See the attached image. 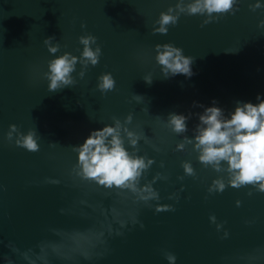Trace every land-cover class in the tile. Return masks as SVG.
<instances>
[{
	"label": "water",
	"instance_id": "obj_1",
	"mask_svg": "<svg viewBox=\"0 0 264 264\" xmlns=\"http://www.w3.org/2000/svg\"><path fill=\"white\" fill-rule=\"evenodd\" d=\"M252 2L239 0L234 12L206 24L199 14L181 13L167 33H158L151 30L153 21L175 0H0V264L9 258L28 264L22 252L62 239L53 229L86 232L101 222L113 228L94 249L103 255L65 259L49 250V264H169L165 251L176 255L175 264H264V191L249 194L252 186L244 185L208 192L221 173L204 167L191 145L176 149L182 134L164 124L171 111L191 113L184 133L191 136L201 105L215 100L227 113L237 100L264 96V25L258 24L264 7L253 10ZM88 32L101 47L98 63L80 77L77 62L76 83L49 90L43 73L48 58L59 53L48 51L44 37L54 36L60 52L79 55L78 36ZM165 41L193 57L191 76L160 73L155 44ZM104 71L115 86L102 93L96 82ZM146 73L151 83L143 79ZM134 93L144 99L137 101ZM128 113L129 127L151 141L141 139L137 154L154 158L140 182L157 172L166 177L153 181L158 201L145 203L131 191L106 189L71 172L72 145ZM10 123L35 129L39 149L9 141ZM183 160L191 161L195 176L184 173ZM156 203L173 207L157 211ZM124 218L121 227L117 220Z\"/></svg>",
	"mask_w": 264,
	"mask_h": 264
},
{
	"label": "clouds",
	"instance_id": "obj_2",
	"mask_svg": "<svg viewBox=\"0 0 264 264\" xmlns=\"http://www.w3.org/2000/svg\"><path fill=\"white\" fill-rule=\"evenodd\" d=\"M239 5V0H175L169 4L166 10H161L153 21V32L167 33L168 25L176 24L181 13L199 14L203 17L202 23L217 19L225 13H232ZM251 9L264 7V0H253L248 5ZM258 24L264 25V19ZM83 27V23L81 25ZM82 45L79 55L69 51L60 52V44L54 36H45L44 45L50 53H59L50 56L47 60V68L43 75L47 79L49 90H56L76 83L72 73L76 70L77 62L80 69L77 75L83 77L89 64L98 63L101 47L96 42L97 37L92 33H84L78 36ZM154 59L160 66V73L164 77L176 74L191 76L193 74L191 55H186L184 50L172 42H158L155 44ZM143 79L151 83V73L143 75ZM115 86V79L111 72L104 71L97 76L96 87L103 93ZM134 99H144L142 95L134 93ZM194 103H198L195 102ZM202 111L196 113L197 122L191 129L192 135H186L187 121L192 115L183 112L171 111L164 121L165 126L172 132L182 134V138L175 144L178 150H184L186 145H191V150L196 153V159L204 167H210L217 173L212 177L207 186L208 192L223 191L226 186L241 187L251 185L252 189L264 191V96L256 95V102L250 100H237L234 106L225 112L215 100L208 105H201ZM159 117V115H157ZM132 114L124 116L123 121L113 117L111 123H103L101 127L92 128L80 143L73 144L72 149L76 153V161L71 172L80 180L92 181L106 189L128 190L137 195V198L145 203L150 200H159L158 191L153 187V181L158 177L166 178L157 172L151 180L141 183V177L153 164L152 156L137 154L138 142L143 139L151 143L150 138L143 130L137 131L129 127ZM9 141L24 146L28 150H38L36 130L29 128L21 131L15 123H10L5 134ZM127 145V146H126ZM130 146V147H129ZM156 148V145H153ZM157 150H159L157 148ZM163 164V161H161ZM185 174L195 176V170L191 161H181ZM182 179V177H180ZM53 183L58 180L53 179ZM183 187V185H181ZM175 197V193L169 194ZM83 202V201H82ZM237 205L240 200L235 201ZM173 205L156 203L154 208L159 211L170 209ZM209 219L216 221L214 214ZM137 222L135 216L129 219ZM123 227L125 218L117 220ZM142 226V225H141ZM216 228H221V223H216ZM111 234L112 224L101 222L100 228H91L86 232H64L53 229L62 236L60 241H43L39 244V252L28 249L21 253L28 264H49V250L58 257L72 259L74 254H79L86 259L93 255H103L102 251H94L96 246L104 244V231ZM117 234L121 229H115ZM225 236L228 235L225 229ZM17 250L14 245H10ZM29 253H32L29 255ZM164 256L169 264H175L176 255L171 251H165ZM7 264H13L9 258Z\"/></svg>",
	"mask_w": 264,
	"mask_h": 264
}]
</instances>
